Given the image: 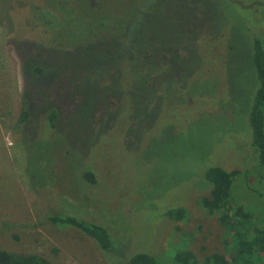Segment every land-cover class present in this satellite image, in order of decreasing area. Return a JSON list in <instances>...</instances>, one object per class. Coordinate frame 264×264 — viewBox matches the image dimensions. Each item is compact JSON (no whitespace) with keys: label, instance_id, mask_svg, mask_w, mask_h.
<instances>
[{"label":"rangeland","instance_id":"obj_1","mask_svg":"<svg viewBox=\"0 0 264 264\" xmlns=\"http://www.w3.org/2000/svg\"><path fill=\"white\" fill-rule=\"evenodd\" d=\"M257 36L264 0H0V248L55 264L140 251L169 264L176 248L229 260L227 229L199 199L209 166L238 169L229 210L264 221ZM177 207L182 219L165 215ZM51 215L102 225L116 249Z\"/></svg>","mask_w":264,"mask_h":264},{"label":"trees","instance_id":"obj_2","mask_svg":"<svg viewBox=\"0 0 264 264\" xmlns=\"http://www.w3.org/2000/svg\"><path fill=\"white\" fill-rule=\"evenodd\" d=\"M137 23L132 21V24ZM253 63L258 79L253 102L249 113V123L252 131V145L256 147L259 156V164L264 166V42L258 36L254 39ZM34 72L42 73V68L35 66ZM27 109V108H25ZM52 110L48 115L49 126L57 125L59 114ZM27 119V111L24 110L19 121ZM81 179L92 185L96 183V175L85 163L81 162ZM239 174L238 169L226 170L218 165H211L205 171V178L210 183L209 196L199 199L202 205L210 213H218L219 219L226 227L229 238V250H233L230 259L223 254L211 253L203 260V264H264V221L253 220L251 212L245 207L235 203L232 211L228 207L231 202V193L235 179ZM232 207V206H231ZM165 215L172 219H182L185 210L182 207L169 208ZM52 223L60 226H71L86 236L91 237L97 243L105 256H109L116 249L108 230L100 224L78 219L73 216L51 215L48 217ZM126 260L130 264H161L156 256L147 252H136L127 255ZM197 264V258L191 250L176 248L173 259L169 264ZM0 264H55L43 255L37 253H23L9 251L0 248Z\"/></svg>","mask_w":264,"mask_h":264}]
</instances>
